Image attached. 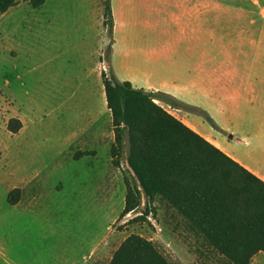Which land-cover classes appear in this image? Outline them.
<instances>
[{"label": "rangeland", "instance_id": "1", "mask_svg": "<svg viewBox=\"0 0 264 264\" xmlns=\"http://www.w3.org/2000/svg\"><path fill=\"white\" fill-rule=\"evenodd\" d=\"M210 2L203 0V14H233L227 24L219 18V30L229 29L218 37L222 111V90L233 87L237 94L249 85L248 76L264 75V0ZM105 12L104 0H46L39 9L20 0L0 14V264H108L132 234L150 240L173 264H220L161 198L151 204L148 221L133 222L145 201L119 219L123 175L133 176L127 142L118 168L110 155L108 115L101 116L96 138L76 131L84 125V111L99 113L104 105L109 112L102 74L114 65L119 78L130 75L127 64L106 57L114 36ZM145 14L141 21L149 35L152 13ZM157 14L162 23L163 13ZM197 108L214 123L208 111ZM185 113L197 117L192 123L199 131L216 137L217 126L203 113ZM13 118L21 122L15 134L7 129ZM11 192L14 205L7 202Z\"/></svg>", "mask_w": 264, "mask_h": 264}, {"label": "trees", "instance_id": "2", "mask_svg": "<svg viewBox=\"0 0 264 264\" xmlns=\"http://www.w3.org/2000/svg\"><path fill=\"white\" fill-rule=\"evenodd\" d=\"M20 0H0V14ZM39 9L45 0H27ZM109 33L113 30L110 0H104ZM111 45L106 57H110ZM106 107L111 115L112 163L121 166L128 145L127 164L133 176L124 174V206L119 215L135 211L143 201L146 208L133 222L148 221L156 198L164 200L187 222L192 232L222 259L220 264H249L264 253V182L219 148L171 115L160 104L189 113H203L172 96L134 88L119 82L111 70L102 74ZM207 122L214 126L209 116ZM12 134L21 129L10 119ZM17 192V190H16ZM7 197L10 205L15 198ZM14 198V199H13ZM108 264H173L150 240L132 234L113 253Z\"/></svg>", "mask_w": 264, "mask_h": 264}, {"label": "crops", "instance_id": "3", "mask_svg": "<svg viewBox=\"0 0 264 264\" xmlns=\"http://www.w3.org/2000/svg\"><path fill=\"white\" fill-rule=\"evenodd\" d=\"M111 9L114 38L110 60L130 69L129 77L119 78L121 73L110 65L115 78L208 111L217 126L212 134L218 139L193 125L196 116L166 105L171 115L264 182V75L248 76L249 85L237 94L233 87L222 90L225 107L222 111L218 107V37L229 31L219 30V18L227 24L233 14H203V0H111ZM143 12L152 13L149 35L141 21ZM160 12L162 23L156 19ZM106 115L111 124L104 105L99 113L84 111L80 117L84 125L76 131L96 138L97 124ZM68 123L67 130L72 121ZM249 264H264V253L255 254Z\"/></svg>", "mask_w": 264, "mask_h": 264}, {"label": "built area", "instance_id": "4", "mask_svg": "<svg viewBox=\"0 0 264 264\" xmlns=\"http://www.w3.org/2000/svg\"><path fill=\"white\" fill-rule=\"evenodd\" d=\"M128 215V214H127Z\"/></svg>", "mask_w": 264, "mask_h": 264}]
</instances>
